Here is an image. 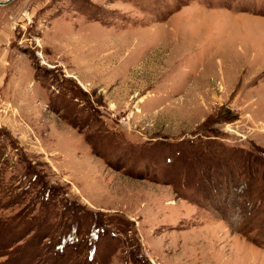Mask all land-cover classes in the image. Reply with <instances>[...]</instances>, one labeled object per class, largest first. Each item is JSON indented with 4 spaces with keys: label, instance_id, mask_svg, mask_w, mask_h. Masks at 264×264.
I'll return each mask as SVG.
<instances>
[{
    "label": "rangeland",
    "instance_id": "rangeland-1",
    "mask_svg": "<svg viewBox=\"0 0 264 264\" xmlns=\"http://www.w3.org/2000/svg\"><path fill=\"white\" fill-rule=\"evenodd\" d=\"M0 7L48 92L0 125V264H264V0Z\"/></svg>",
    "mask_w": 264,
    "mask_h": 264
},
{
    "label": "crops",
    "instance_id": "crops-1",
    "mask_svg": "<svg viewBox=\"0 0 264 264\" xmlns=\"http://www.w3.org/2000/svg\"><path fill=\"white\" fill-rule=\"evenodd\" d=\"M13 18L0 7V125L7 120L8 128L21 133L31 128L33 117L46 114L48 92L39 84L31 60L11 45L16 36Z\"/></svg>",
    "mask_w": 264,
    "mask_h": 264
},
{
    "label": "water",
    "instance_id": "water-1",
    "mask_svg": "<svg viewBox=\"0 0 264 264\" xmlns=\"http://www.w3.org/2000/svg\"><path fill=\"white\" fill-rule=\"evenodd\" d=\"M10 0H5V1H0V5L2 4H6L7 2H9Z\"/></svg>",
    "mask_w": 264,
    "mask_h": 264
}]
</instances>
